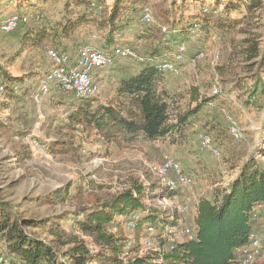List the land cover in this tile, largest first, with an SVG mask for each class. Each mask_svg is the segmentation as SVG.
Wrapping results in <instances>:
<instances>
[{"label":"rangeland","instance_id":"374dc122","mask_svg":"<svg viewBox=\"0 0 264 264\" xmlns=\"http://www.w3.org/2000/svg\"><path fill=\"white\" fill-rule=\"evenodd\" d=\"M130 1L123 3L127 27L116 34V43L133 45L143 55H152L160 45L162 55L183 42L187 48L184 60L177 63L176 70L164 72V86L183 108L190 104L192 86L199 87L201 99H216L200 112L185 138L140 137L127 142L118 136L98 135L86 123L72 120L79 100L71 93H53L36 101L40 81L50 66L47 49L76 54L84 45L107 47L108 31L103 21L116 0H0V26L12 14L30 20L8 33L0 29V87L4 86L0 89V197L11 201L21 218L39 223L27 227L29 232L51 241L54 237L48 229L59 223L56 229L84 241L93 254L87 264H129L133 257L139 260L149 252L160 251L164 239L183 241L187 238L183 228L194 229L200 200L227 186L245 161L260 159L259 149L264 146V94L251 91L253 76L260 72L264 79V71L253 68L249 72L243 52L251 39L260 40L264 51V2L251 10L243 4L241 10L225 15L224 5L218 3L228 0ZM145 6L151 8L153 23L141 20ZM205 8L211 11L208 16L202 15ZM83 16L87 20L75 22ZM200 19L203 30L195 28L186 35L179 30L168 33L174 23L179 27L180 23ZM69 21L70 33L64 35ZM44 30L48 36L42 42L30 38ZM143 65L125 58L101 69L96 77L101 89L92 99L95 103L115 99L117 79ZM9 76L16 78L14 95L6 87L11 84ZM215 89L221 94L214 93ZM233 117L243 129L242 142L234 141L228 132ZM205 132L220 147L221 156L202 148L201 135ZM164 155L180 161L195 179L192 186L182 187L170 198L163 197L159 189L162 179L153 170ZM136 181L155 186L147 203L171 211L173 218L179 216L176 228L171 235L163 228L148 232L147 225L138 230L130 227L128 220L122 227L110 228L109 233L115 245L122 249L125 245L129 254L99 257L104 242L78 221L89 209L113 200ZM257 227L261 248L250 264H264V217L258 219ZM56 247L63 252L72 244ZM0 250L8 259V263L0 264L11 263L12 254L1 235Z\"/></svg>","mask_w":264,"mask_h":264},{"label":"trees","instance_id":"16d2710c","mask_svg":"<svg viewBox=\"0 0 264 264\" xmlns=\"http://www.w3.org/2000/svg\"><path fill=\"white\" fill-rule=\"evenodd\" d=\"M124 1L126 0H116L108 18L103 21V27L108 31L106 46L116 44L118 40L116 34H121L127 27L123 15ZM263 2L264 0H228L218 5H224L222 13L230 15L241 10L243 4L251 10L262 6ZM130 3L129 0L125 4ZM209 14L210 9L205 8L202 15ZM85 20L87 17L83 16L75 22ZM71 22L65 25L64 35L70 33L68 25ZM173 25L172 30L168 29V33L179 30L186 35L195 30L197 25H200V30L204 28L202 19L180 23L179 27L177 23ZM31 36L34 41L42 42L48 33L44 30ZM248 42L249 45L243 52L249 62V72L253 68L264 71V51L260 47L262 42L258 39H251ZM158 47L151 53L152 55H160L163 48ZM164 72L166 71L160 69L156 63H146L134 73L120 76L117 79L115 99L99 103L92 99L94 96L78 99L79 103L74 107L72 120L86 123L98 135L118 136L127 142L136 141L140 137L151 140L185 138L200 112L216 99H201L199 87L192 86L190 104L183 108L164 86ZM8 78L11 84L6 86L7 90L14 95L16 78L10 76ZM253 78L255 80L251 91L264 94V79L261 73H255ZM259 151L262 154L260 159L251 157L245 161L237 176L227 186L216 190L211 198L205 197L200 200L193 221L195 233L193 238L174 243L164 239L161 241L160 251L147 253L136 264L235 263L237 248L250 243L251 233L258 234V219L264 217V146L260 147ZM154 187L136 181L132 188L120 193L113 200L99 203L89 209L87 216L78 221L83 229L93 231L96 237L104 242L105 247L100 251L102 253L99 257L119 258L123 253L122 246L115 245L109 230L122 227L134 216H137L138 230L145 225L158 222H161L164 228L167 225H177L179 216L173 218L171 211L147 203V197L153 194ZM159 189L163 192V197L170 198L176 193L162 184ZM133 191H136V195ZM37 224L39 223L35 219L21 218L11 201H4L0 197V235L8 244L12 264L13 260L26 264H72L70 262L87 264L93 257L91 249L84 241L72 233L56 229L61 226L59 223L48 229L50 235L54 237L51 241L26 229ZM56 244L61 246L72 244V247L60 252ZM167 246L170 248L165 250Z\"/></svg>","mask_w":264,"mask_h":264},{"label":"built area","instance_id":"2783aa9c","mask_svg":"<svg viewBox=\"0 0 264 264\" xmlns=\"http://www.w3.org/2000/svg\"><path fill=\"white\" fill-rule=\"evenodd\" d=\"M141 20L144 23H153L154 17L151 8L145 6L141 11ZM28 17H22L18 14L10 15L0 26L1 31L11 32L16 30L20 24L29 23ZM200 25H197L198 29ZM195 29V30H197ZM120 35V33H119ZM187 48L183 42L177 44L176 48L162 55H143L136 47L129 44L116 43L107 47H95L92 45L82 46L76 54L57 48H48L49 69L43 74L39 88L35 94L36 101L40 102L45 97L53 93H72L77 99H88L100 92L101 85L96 80L97 74L101 69L112 67L118 64L122 59L133 58L139 63H156L164 71L172 72L176 70L178 62L184 60ZM219 55H217L218 57ZM1 90L4 89L2 85ZM214 93L221 94L218 89ZM228 132L234 141H244V132L240 122L236 118H230L228 123ZM202 148L215 156L222 155L220 147L217 146L213 137L205 132L201 135ZM156 174L162 179V185L169 190L178 191L182 187L192 186L195 182L193 175L188 174L180 161L169 155H164L160 164L153 167ZM136 195V191H133ZM137 216L128 221V225L136 228ZM161 222L157 224H148L145 230L153 232L162 228ZM164 228V227H163ZM176 226H166L169 230L168 235L172 234ZM183 234L188 238H193L194 229L183 228ZM130 242L128 243V245ZM125 246V245H124ZM123 246V255L129 254V250ZM261 248V239L255 232L250 234V243L237 248L236 262L238 264H250L256 259ZM139 257H133L129 264H136ZM8 263V259L0 250V263ZM11 264V263H9Z\"/></svg>","mask_w":264,"mask_h":264},{"label":"crops","instance_id":"0c3cea01","mask_svg":"<svg viewBox=\"0 0 264 264\" xmlns=\"http://www.w3.org/2000/svg\"><path fill=\"white\" fill-rule=\"evenodd\" d=\"M132 73H134V72H132ZM196 207V206H195ZM196 209V208H195ZM196 212H197V210H196ZM196 214V213H195ZM194 221V220H193Z\"/></svg>","mask_w":264,"mask_h":264}]
</instances>
